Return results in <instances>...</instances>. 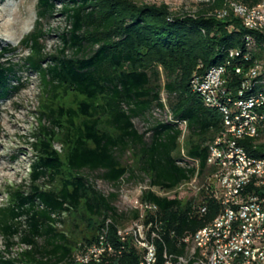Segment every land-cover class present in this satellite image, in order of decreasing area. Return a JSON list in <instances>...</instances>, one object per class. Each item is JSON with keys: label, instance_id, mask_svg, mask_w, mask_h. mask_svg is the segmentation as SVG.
I'll return each instance as SVG.
<instances>
[{"label": "trees", "instance_id": "1", "mask_svg": "<svg viewBox=\"0 0 264 264\" xmlns=\"http://www.w3.org/2000/svg\"><path fill=\"white\" fill-rule=\"evenodd\" d=\"M223 2L202 1L196 13L176 14L166 3L69 0L61 10L69 24L61 35L62 47L44 66L48 56L39 41L44 36L40 25L56 7L55 0H39L36 27L21 41L31 49L28 62L43 86L40 124L29 142L35 153L30 191H16L10 204L0 208V231L7 246L18 237L25 248L15 257L0 259V264H140L142 250L132 243L100 262L76 260L82 248L77 249V243H93L108 219L112 221L108 238L120 246L117 228L127 223L126 215L113 205L114 195L99 191L83 170L100 171L111 183L140 175L150 187L175 189L193 173L178 163L185 131V150L199 160L201 177L211 171L208 145L221 131L222 117L192 91L193 74L223 64L225 85L235 89L241 78L237 66L245 71L258 61L264 70V32L246 28L234 14L214 15ZM232 49L249 53V59L229 58ZM11 51L4 47L0 59ZM14 72L11 63L0 61V100L7 95ZM162 90L169 96L168 104L162 101ZM155 105L169 108L173 120L157 121L147 138L133 120ZM177 121L186 122L185 130ZM58 141L62 151L55 146ZM241 143L250 154L264 156V144L254 146L250 138ZM126 155L129 161L124 160ZM42 180L50 187L42 189ZM141 199L159 208L160 253L165 246L181 253L172 232L179 236L194 232L220 209L209 200L208 212L199 216L193 209L199 197L185 199L179 192L160 196L151 188ZM131 213V219L139 216L137 209ZM64 214L71 218V235L57 227L65 223Z\"/></svg>", "mask_w": 264, "mask_h": 264}, {"label": "built area", "instance_id": "2", "mask_svg": "<svg viewBox=\"0 0 264 264\" xmlns=\"http://www.w3.org/2000/svg\"><path fill=\"white\" fill-rule=\"evenodd\" d=\"M213 14L219 18L234 14L246 28L264 32V0H251V3L224 0ZM235 57L248 60L249 53L230 50L229 58ZM235 72L241 74L235 89L225 85L223 64L195 72L190 81L192 91L222 117V129L208 145L211 181L201 183L199 160L188 156L185 148H181L178 163L193 169L191 178L172 190L140 187L132 205L139 216L117 228L120 246L116 248L108 238L112 222L108 219L97 239L78 250V262H100L107 255L121 254L126 244L132 243L142 250L140 264H264V156L250 154L241 143L250 138L254 146L264 144V70L263 65L255 61L245 71L237 66ZM167 116L165 120H173L171 112ZM177 122L185 130L186 122ZM147 188L160 196L181 193L187 188L196 200L199 197L193 205L199 216L208 212L209 200L220 209L211 221L194 232L181 236L172 232L181 253L171 252L166 246L160 253L157 244L162 241L159 208L141 199Z\"/></svg>", "mask_w": 264, "mask_h": 264}, {"label": "rangeland", "instance_id": "3", "mask_svg": "<svg viewBox=\"0 0 264 264\" xmlns=\"http://www.w3.org/2000/svg\"><path fill=\"white\" fill-rule=\"evenodd\" d=\"M143 3H166L176 14L196 13L203 7L201 0H136ZM39 0H0V51L4 47L13 48L14 51L7 53L1 62L11 63L14 66L9 82L7 95L0 100V208L7 207L16 191L24 193L30 191V164L35 157L34 150L30 145L33 134L39 127V104L43 90L39 74L30 66L28 57L31 49L21 43L37 24V10ZM69 0H55L56 10L41 21L44 36L39 39L42 44L44 56H48L43 62L48 63L49 56L56 55L62 47L61 35L68 29L66 16L61 12L62 6ZM72 50H67L68 55ZM162 101L169 102L166 91L161 92ZM73 96H69L68 102L72 103ZM70 103V102H69ZM168 107V106H167ZM170 112L169 108L162 110L155 105L145 115L134 118L133 122L139 132H147V138L151 134L150 128L157 121H164ZM56 148L62 151L61 142L55 143ZM181 148L185 143L181 140ZM124 160H128L127 155ZM129 161V160H128ZM209 173V172H208ZM208 173L201 179V183L211 181ZM83 174L91 180L95 187L105 195L113 194V205L119 212L126 215L123 223L131 219L133 200L139 195L140 187L148 185V179L144 176L132 178L125 176L118 183H111L101 177L100 171L83 170ZM144 178V179H143ZM42 189L50 187L49 182H39ZM183 197L190 198L192 192L187 188L181 191ZM64 224H57L61 231L71 235V218L63 215ZM25 223V220H22ZM78 232L74 233V236ZM83 247L77 243V249ZM25 246L14 238V244L10 247L0 231V259H9L17 256V253Z\"/></svg>", "mask_w": 264, "mask_h": 264}]
</instances>
